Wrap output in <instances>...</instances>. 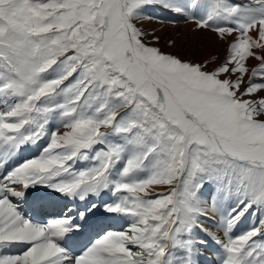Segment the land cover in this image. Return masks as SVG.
<instances>
[{
    "label": "rangeland",
    "instance_id": "1",
    "mask_svg": "<svg viewBox=\"0 0 264 264\" xmlns=\"http://www.w3.org/2000/svg\"><path fill=\"white\" fill-rule=\"evenodd\" d=\"M12 1H17L12 10H20L27 3L37 20L33 21L22 8V14L27 16H22V20L27 21V24L24 30L20 29L19 33L23 35L20 37L16 31V25L20 24L16 16L10 12L2 17L0 10V135L11 146L22 141L25 149L35 151L30 155L31 163L42 157L33 165V168L39 169L40 176L31 178H42L46 190L51 180L58 179L55 181H60L62 185L59 197L79 193L82 187L93 193H97L101 186L109 190L114 197L110 199L112 203L106 206L108 212L136 217L139 221L135 224L132 236L139 245L147 243L140 250L136 243L134 248L125 249L131 252L130 261L134 263L191 264L193 255L190 259L189 229H194L198 222L208 228L212 227L213 220L204 221L205 213H211L215 219L222 217L218 227H224L228 222L219 206L222 193L233 196L239 195V192L243 196L250 193L251 200L247 203L245 197H235L238 207L230 215L236 211L243 215L247 209L246 215L241 218L246 219L252 212L258 218L256 224L264 225V169H255L228 158L216 148V137L188 121L189 117L178 110L179 107L172 99L170 101L167 98L171 104L170 115L149 122L157 111L152 102L158 88L151 80L153 77L159 83H164L171 97L176 95L180 98L189 114L206 121L210 129L231 135V144L245 150V154L258 152L263 159L264 60L253 68L249 65L250 59H256V48L252 44L238 41L235 51H230L228 39L223 36L201 42L197 36L190 39L184 34L166 30L163 26L192 23L184 20L180 12L178 16L175 15L178 21L174 15L170 21L164 18L156 20L137 13L138 21L133 22L131 19L133 25L129 24L128 30L126 28L130 37L120 28L125 12L134 14L135 10L154 2L160 4L163 10H198L199 6L191 0L184 8L177 6L179 0ZM250 1L255 2L252 6L260 10L262 15L264 1ZM226 2L214 0L215 10H223L228 6L226 10H230L231 15L236 17L244 9L242 6L232 7ZM251 9L250 6L248 10ZM141 16L144 21H140ZM156 24L161 27L157 28ZM196 25L216 33L236 32L244 39L253 28L264 24L247 25L246 31H220L207 25ZM103 30L105 33L101 38ZM36 33L38 39L34 40L32 37ZM261 35L263 45L259 47L264 51V33ZM97 36L100 39L92 42ZM129 39L133 40L135 56L142 54L141 49L147 56H141L144 63L138 62L132 67L126 62L122 63L127 72L134 70L137 73L133 76V83L118 90L116 85L120 79L111 76V73L121 72L119 62L123 61L121 57ZM103 58H106V64ZM181 58L186 63L181 62ZM31 64L34 73L27 69ZM52 64L54 67L50 68ZM78 64L81 67L76 73ZM72 70L74 76L67 81L65 77ZM149 70L150 76L147 73ZM43 71L47 72L43 74ZM190 71H194L197 76L213 72L220 81H231V84L225 92H210V87L204 85V82L202 85L196 82L199 78L192 76ZM188 73L191 76L185 77ZM47 74L50 77H45ZM158 74L162 80L157 78ZM258 77L263 79L255 85L257 80L254 82V79ZM39 81H42L40 85ZM67 83L71 89L64 87L59 91ZM218 88L222 87L218 85ZM52 91L63 99L56 104L46 103L44 99ZM91 96L94 99L88 103ZM103 97L107 100H102ZM114 100L118 101L117 105H114ZM131 101L128 110L122 112L119 119L113 120L111 110ZM237 102H241V105L237 106ZM219 105H223L221 109H218ZM139 113V118H135ZM60 116L63 117L61 120ZM129 118L135 119L126 120ZM68 119L71 125L68 127H72L68 137L72 142L69 146H56L58 134L67 128L65 125ZM6 122L8 126H5ZM154 126L158 132L151 136L152 128L153 132L157 131ZM126 146L137 149L136 156L128 161L129 156L124 158ZM32 156L41 157L33 160ZM76 156H84L87 160L84 166L73 167V162L78 158ZM120 164L122 169L118 167ZM147 170L150 175L146 173ZM137 172H144V175H137ZM21 186L15 184V188L21 189ZM208 189L213 190L209 199L203 197ZM253 196L258 199L255 205H252ZM12 205H22L17 207L22 211L26 203L14 200ZM72 214L74 205L69 203L61 207L58 214L47 215L44 210L39 211V217L33 218L32 223L44 227L52 220L64 217L69 219ZM38 218H44L46 225L35 222ZM111 227L112 224L107 223L105 230L93 237L113 236L117 232L122 234L128 228L126 226L115 231ZM239 236L227 238L223 247L237 255L239 251L243 254L244 250L245 257L241 256L242 260L261 251L264 260V232L256 235L246 248L238 242L241 238ZM203 245L206 246L205 243Z\"/></svg>",
    "mask_w": 264,
    "mask_h": 264
},
{
    "label": "bare ground",
    "instance_id": "2",
    "mask_svg": "<svg viewBox=\"0 0 264 264\" xmlns=\"http://www.w3.org/2000/svg\"><path fill=\"white\" fill-rule=\"evenodd\" d=\"M175 10L178 9L175 8ZM178 14L176 13V15ZM180 15L183 16L181 12ZM141 17L140 21H144L143 16ZM156 25L157 28L161 27V25ZM163 27L168 31L184 34L190 39H194L197 36L201 42L210 38L215 40L223 36L228 39L230 51H235L238 41L245 44L248 42L247 44L250 43L256 48V59L255 61L250 59L249 65L253 68L261 60H264V51L259 47L263 45L261 33H264V25L253 28L244 39L236 32L216 33L193 23L175 27ZM9 107L12 108L11 106ZM61 119L62 116L60 117ZM5 126H8V122H6ZM71 128L67 127L58 134L56 146L62 147L66 144L69 146L72 142L68 137ZM136 151V147L128 146L127 156L134 155ZM34 152L30 148L25 149V144L22 141L15 142L11 146L5 141V137L3 139L2 135H0V224L1 228H3L0 230V264H51L52 261H55L54 264H151L150 262L134 263L130 261L132 254L125 249L127 247L134 248L135 246L136 241L132 235L135 224L139 220L136 217L120 212L117 214L109 213L106 206L112 203L110 199L114 197L109 190L101 186L97 193H93L82 187L79 193L59 197V189L62 190V185L60 181H55L58 179L53 180L54 182L48 180L52 183L46 190L42 178L40 180L31 178V176H40L38 173L39 169L33 168V165L42 159L41 156L34 158L32 156L31 159L33 160L38 157L41 158L31 163L29 158ZM83 157L80 156L76 159L73 164L74 168H79L86 163V159ZM118 167L122 169V164ZM146 173L149 174V170ZM136 174L142 176L144 172H137ZM151 175H153V172H151ZM15 184H22L21 189L15 188ZM7 187L10 189H6ZM211 192L213 190L208 189L203 193V197L209 199ZM60 193L62 195V191ZM51 197L56 198V200L51 199ZM219 197L221 199L219 206L221 211L226 214L225 217L228 222L224 227H218L221 224L220 220L222 217L215 219L211 213H205L203 215L204 221L213 220V226L208 228L203 223H195L194 229L191 228V232L188 233V238L191 241L190 259L193 255L191 264H263L264 260L263 257L261 258V251V253L255 252L252 256L242 260L241 251L237 255L223 247L227 238L233 239L238 234L241 237L238 242L242 247H245L256 235L258 236L264 232V225L258 226L256 224L258 218L252 212L248 217H245L246 219L241 218L246 215L247 209L243 211V215L237 211L234 215H230V212L235 211L238 207L235 196L229 193H222ZM14 200H17L18 203H26L22 211L18 210L22 205L19 207L12 205ZM113 202L115 203V201ZM69 203L74 205V214L70 215L69 219L64 217L52 220L49 225L44 227L41 225V227L36 226L32 223L33 218L37 219L39 217V211L44 210L47 215L58 214L59 209ZM79 207L80 209H78ZM13 209L16 210V213ZM70 212L67 214H70ZM40 220H44V218H38L36 222ZM107 223H111V229L115 231H119L126 226L128 228L122 234L117 232L113 236L100 238L99 235L93 237L103 232L107 227ZM204 243L206 246L203 245ZM146 244L139 245L136 243V245H139V249H137H143Z\"/></svg>",
    "mask_w": 264,
    "mask_h": 264
},
{
    "label": "crops",
    "instance_id": "3",
    "mask_svg": "<svg viewBox=\"0 0 264 264\" xmlns=\"http://www.w3.org/2000/svg\"><path fill=\"white\" fill-rule=\"evenodd\" d=\"M31 1L33 2L35 0H29L30 3H31ZM39 1H42V0H39ZM189 1L190 0H179V4L177 6H183V8H184L185 6H187V2H189ZM15 2H17V1L2 0V2L0 3V8L2 10L3 16L7 13H10V12H12L13 14L16 12L19 14L18 15V21H20V15H21V13H23V10L25 12H27L28 14L32 15L33 10H28V6H29L28 4L25 5L24 8H23V5L21 6V9L23 8V10H21V9L20 10H12L11 8ZM213 11L214 10H149V5L146 4L143 7H140L139 9L135 10L133 12L134 14L126 13V12L125 13L128 15V18H127L128 25L129 24L133 25L134 20L138 21V18L136 17L137 13L144 14L145 16H148L150 18H154L156 20H163V18H164V20H170L171 21L173 15L175 16L176 13L181 12L183 14L184 20L187 19V20H189V22L200 24L203 26L207 25V27L211 26V27L215 28L216 30H220V31L228 30V29H226V25H227V21H228V17L226 15V13L221 12V13H217L215 15ZM32 16L35 18L33 21H36L37 20L36 15H32ZM131 19L133 21L132 23L130 22ZM178 20L179 19L177 18L176 21H178ZM22 27H23V29H25L24 25ZM34 37L37 40L38 34L36 33L34 35ZM40 43H41V41H40ZM143 53L145 54V56H147L146 52L144 50H143ZM181 62L184 63L185 61H183L181 58ZM191 64L195 65L194 63H191ZM53 67H54V64H52L50 68H53ZM31 70H32V67H31ZM57 70H58V68H57ZM46 72L47 71H43L42 73L45 74ZM189 73L192 76L199 78V80H196V82H198V81L201 82V85H202V82H204L203 83L204 85H207L208 87H210V89H209L210 92H213L214 90L219 91L220 93H222V90L225 92V91H227V89L229 88V86L231 84V81H228L227 82L228 84L226 83V81H220L219 78L216 77V74L213 72H211V74H207V75H203V76H197L194 71H190ZM189 73L186 74L185 77L191 76ZM73 74H74V71L72 70L69 72V74H67V77H65V78L69 79ZM46 76L50 77L49 74L45 75V77ZM218 85L221 86L222 88H218ZM215 87H217V88H215ZM219 95H216V96H219ZM240 105H241V102H237V106H240ZM221 106H223V105H219L218 107H220V108H218V109H221ZM123 107H125V105H123ZM221 136H222L221 138H224V139H227L230 141L233 140L232 136H228V135L223 134V133H221Z\"/></svg>",
    "mask_w": 264,
    "mask_h": 264
}]
</instances>
